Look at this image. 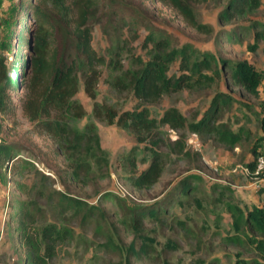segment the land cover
Returning a JSON list of instances; mask_svg holds the SVG:
<instances>
[{
	"label": "rangeland",
	"instance_id": "1",
	"mask_svg": "<svg viewBox=\"0 0 264 264\" xmlns=\"http://www.w3.org/2000/svg\"><path fill=\"white\" fill-rule=\"evenodd\" d=\"M22 1L0 0V55L8 60L15 53L9 50L14 44L10 38L13 15ZM112 1L137 11L143 20L135 24L120 14L110 18L107 8H97L89 21L92 46L107 61L118 55L125 69H141L153 50V45L145 47L146 37L156 30L166 31L172 36L170 50L190 45L198 53L215 54L221 61L252 62L262 77L258 92L251 94L236 86L228 78L230 70L221 64L225 76L215 77L211 84L165 93L155 104H142L132 92L111 86L113 75L102 67L95 99L86 94L80 79L76 98L86 113L68 123L75 135L89 136L94 127L100 148L94 142L89 147L82 144L69 152L68 159L52 139L35 134L19 110L16 123L4 122L0 142L17 146L35 166L15 178L8 170L0 179V264H24V249L12 223L21 201L37 216L38 228L56 224L72 231L49 264H264V252L253 242L256 234L237 231L231 214L238 209L244 213L264 209V181L243 169L253 159L254 148L264 152V38L257 40L264 34V0L260 9L231 23L220 21L229 0L193 4L199 22L214 28L211 34L196 32L173 9L153 0ZM242 25L250 26V32L229 43L225 33ZM207 72L213 74V70ZM181 74L177 58L168 75ZM223 93L231 102L218 112L217 123L239 135L233 145L191 127ZM95 103H105L119 112L144 106L156 119L175 107L184 115L186 125L180 130L161 126L154 135L157 145L152 148L150 141L138 142L117 120L109 125L98 119ZM156 151L164 162L160 179L150 190H134L129 177L144 171ZM70 162L77 167V179L68 177ZM45 173L47 180L41 178ZM186 182L190 187L181 194L179 189ZM20 184L27 186L25 192L19 190ZM55 191L81 199L85 205L78 212L73 206L61 205ZM158 205L165 207L164 214L145 218L142 231L137 233L132 224L135 210ZM146 241L147 250L141 256L129 254L132 245L138 251Z\"/></svg>",
	"mask_w": 264,
	"mask_h": 264
},
{
	"label": "trees",
	"instance_id": "2",
	"mask_svg": "<svg viewBox=\"0 0 264 264\" xmlns=\"http://www.w3.org/2000/svg\"><path fill=\"white\" fill-rule=\"evenodd\" d=\"M108 2V5L106 3ZM166 5L178 13L184 22L196 32L211 34L214 28L199 22L193 4H204L209 0H153ZM263 0H229L220 13V21L231 23L260 9ZM100 6L107 8L110 18L122 15L129 17L135 24L143 19L140 13L119 5L112 0H23L20 10L13 15L12 33L14 41L9 50L14 53L12 60L0 55V132L5 121L16 123V115L21 114L33 125V132L38 136H47L56 144L67 159L69 152L80 145L89 147L92 142L100 148L99 136L94 127L88 135L76 134L70 129L69 121L85 116L83 105L76 98L80 79L84 90L91 98H96V90L102 76V67L110 69L113 79L110 85L119 91L132 92L142 104H155L165 93H177L184 89H194L211 84L215 77L225 76L224 69H229L228 78L236 86L251 94H257L261 75L250 61H221L215 54L198 53L190 45L172 49V36L166 31L156 30L145 40V47L152 46L151 59L144 67L137 70L125 69L117 55L115 59L106 58L92 46L93 29L89 21ZM120 10H125L121 13ZM33 19L31 21L30 19ZM250 26H238L225 33L226 40H235L248 34ZM264 38L260 33L257 40ZM179 58L183 74L169 76L171 65ZM224 67V69L221 68ZM209 74L207 71H212ZM231 102L225 93L216 96L213 105L198 121L192 123L194 131L217 136L222 142L235 144L239 135L224 123H217V114ZM95 116L111 125L117 124L129 130L138 142L150 141L152 148L157 145L155 132L161 126L173 130L185 128L186 119L175 107L169 108L160 119L153 118L147 107L119 112L105 103H95ZM253 158L262 150L254 148ZM11 168L8 169L9 164ZM246 165L253 168V159ZM33 161L22 156L17 146L0 142V179H4L9 170L12 178L21 176L23 170L33 168ZM162 155L156 151L153 162L139 175L129 177L130 186L137 191L150 190L163 173ZM68 177L78 178L77 167L72 162L68 165ZM39 172V171H38ZM41 178L47 180L48 174ZM12 180V179H11ZM15 180V179H14ZM34 190V185L32 186ZM190 185L182 184L181 194L187 193ZM27 186L19 185L25 192ZM61 205L74 207L78 212L85 201L73 198L60 191H55ZM42 197L44 193L38 192ZM105 200V197L104 199ZM18 211H14L12 223L18 232V238L25 253L24 264H49L56 256L57 247L65 243L72 231L61 229L56 224L37 227V216L27 202L21 201ZM165 209L161 205L152 209H136L132 224L135 231L141 232L145 218L155 219ZM232 210V209H231ZM233 224L237 231L251 230L256 234L253 242L259 251L264 252V209L255 208L244 213L232 210ZM87 218V216H86ZM249 237V235H246ZM147 241L141 248L130 247L129 254L141 256L146 252ZM129 257V256H128Z\"/></svg>",
	"mask_w": 264,
	"mask_h": 264
},
{
	"label": "built area",
	"instance_id": "3",
	"mask_svg": "<svg viewBox=\"0 0 264 264\" xmlns=\"http://www.w3.org/2000/svg\"><path fill=\"white\" fill-rule=\"evenodd\" d=\"M253 161V168L245 165L243 168L245 173L255 179L264 181V152L259 153L255 158H253Z\"/></svg>",
	"mask_w": 264,
	"mask_h": 264
}]
</instances>
